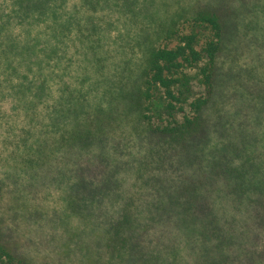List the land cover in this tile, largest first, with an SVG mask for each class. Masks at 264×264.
Instances as JSON below:
<instances>
[{
    "label": "rangeland",
    "instance_id": "rangeland-1",
    "mask_svg": "<svg viewBox=\"0 0 264 264\" xmlns=\"http://www.w3.org/2000/svg\"><path fill=\"white\" fill-rule=\"evenodd\" d=\"M210 6L226 23L219 85L201 146L184 152L150 135L123 94L141 84L151 48L175 43L166 29ZM102 110L113 119L100 145L62 156L61 134ZM245 157L264 175V0H0V229L26 264H203L219 252L188 241L176 210L150 220L198 179L214 180L210 209L236 235L224 264H264V227L210 177ZM72 162L104 170L94 180H117L119 198L84 190L90 206L70 211L75 173L59 171ZM128 203L147 222L134 252L106 244Z\"/></svg>",
    "mask_w": 264,
    "mask_h": 264
},
{
    "label": "trees",
    "instance_id": "trees-1",
    "mask_svg": "<svg viewBox=\"0 0 264 264\" xmlns=\"http://www.w3.org/2000/svg\"><path fill=\"white\" fill-rule=\"evenodd\" d=\"M23 1L20 0L21 3ZM187 20L188 26L184 31L166 29L167 37L175 36V43L150 49L142 70L141 84L136 90L127 92L129 94L124 93L123 97H127L131 107L142 114L145 129L150 135L162 138L184 152H192L201 146L205 135V111L214 102L217 93V60L225 47L226 23L213 6L196 10ZM111 120L108 112L102 110L61 134L58 146L62 156L93 144L100 145ZM72 163V168L59 171L62 175L68 171L75 173L67 200L70 211L90 206V199L78 198L84 190L92 198L94 195L119 198L117 180H94L96 175L104 174V170L97 171V168ZM253 163L245 157L239 166H219L220 169H216L210 177L224 178L226 195L235 204L237 202L252 210L255 222L264 227V175L259 174L261 171ZM90 170L93 176L88 180L86 173ZM92 180L96 182L91 186ZM213 185L214 180L182 181L174 196L170 195L165 202L161 200L153 205L150 220L169 218V212L176 210L187 224L190 223L186 226L188 241L205 245H208L206 242L213 243L211 248L219 252L213 257L204 256L206 260L203 264H224L226 255L223 251L236 243V235L229 227L223 226L218 215L210 209V189L213 190ZM131 205H124L108 225L109 241L106 244L109 247L112 242L114 245L117 243L116 248H129L134 252L136 243L139 245L136 236L141 230H146L147 222L138 219L137 213L130 210ZM5 262L27 263L7 244L0 229V264Z\"/></svg>",
    "mask_w": 264,
    "mask_h": 264
}]
</instances>
